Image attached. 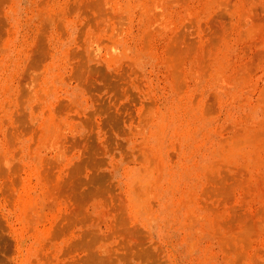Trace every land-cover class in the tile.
<instances>
[{
  "label": "rangeland",
  "instance_id": "374dc122",
  "mask_svg": "<svg viewBox=\"0 0 264 264\" xmlns=\"http://www.w3.org/2000/svg\"><path fill=\"white\" fill-rule=\"evenodd\" d=\"M0 264H264V0H0Z\"/></svg>",
  "mask_w": 264,
  "mask_h": 264
}]
</instances>
